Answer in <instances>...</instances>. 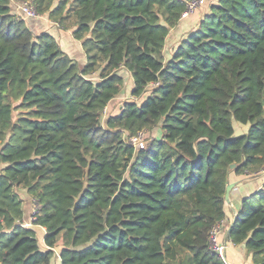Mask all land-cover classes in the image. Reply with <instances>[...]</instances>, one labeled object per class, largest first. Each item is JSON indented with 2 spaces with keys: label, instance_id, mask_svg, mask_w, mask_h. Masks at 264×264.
I'll list each match as a JSON object with an SVG mask.
<instances>
[{
  "label": "trees",
  "instance_id": "16d2710c",
  "mask_svg": "<svg viewBox=\"0 0 264 264\" xmlns=\"http://www.w3.org/2000/svg\"><path fill=\"white\" fill-rule=\"evenodd\" d=\"M188 1L32 0L81 43L79 66L0 0V264H51L55 248L60 264H225L209 238L228 177L264 169V0H218L169 55ZM121 71L147 96L103 127ZM22 190L47 250L21 226ZM241 209L226 239L264 264V189Z\"/></svg>",
  "mask_w": 264,
  "mask_h": 264
},
{
  "label": "crops",
  "instance_id": "0c3cea01",
  "mask_svg": "<svg viewBox=\"0 0 264 264\" xmlns=\"http://www.w3.org/2000/svg\"><path fill=\"white\" fill-rule=\"evenodd\" d=\"M18 3H19L18 0H11L10 2L11 12L14 14L16 12V6ZM42 18L43 19L40 18L38 20L27 21L26 24L28 27L31 26V28L34 29L35 31L48 33L51 36H53L58 42L59 46L62 48V50L65 51L66 53L67 51L63 49L64 45H66L65 46L66 48H73L74 46L75 53H78L76 46L77 45L80 46L81 44L78 43L79 41H76L72 38L71 31H63L56 27L54 28L55 25H53V23L50 22L46 16ZM170 35L171 34L168 35V39ZM175 48L176 47L171 48V43L169 44L166 40V44L164 46V52L171 50L170 52L172 53L175 50ZM80 49H81L80 53L82 56L79 55L80 57L78 61H80L83 65L85 63V57L82 48ZM71 59L75 60V57L74 58L71 57ZM228 184H234L235 186V187L233 186V188L231 189V193L229 194V198L231 200L229 201L231 202L232 205V211L229 210L230 209L229 207L228 208L226 206L224 207L225 219L220 224L221 234L219 236L220 238L219 240L223 243H226V248H228L227 249L228 258H231V261H228L230 264H252L251 257L250 255L247 254L244 246L243 245L234 246L226 239V237H227L228 229L231 227V225L234 224L235 219L239 216L242 210L241 202L244 199L250 197L252 194L258 192L259 190L264 189V169L259 175H257L256 177L254 176V178L252 179L248 178V176L246 175L236 176L232 173L228 177ZM20 192L22 193V191ZM22 200H23V207L25 210L22 221H28L30 216L29 210H30L31 199L27 195H25V198H23ZM29 229L34 230L41 250H47L48 248L44 245L43 242L45 229L34 225H32L31 228ZM52 251L54 252V256L50 263L60 264V258H59L60 248L52 249Z\"/></svg>",
  "mask_w": 264,
  "mask_h": 264
},
{
  "label": "rangeland",
  "instance_id": "374dc122",
  "mask_svg": "<svg viewBox=\"0 0 264 264\" xmlns=\"http://www.w3.org/2000/svg\"><path fill=\"white\" fill-rule=\"evenodd\" d=\"M18 2L20 3L21 1L18 0ZM218 3V0H206L205 3L203 4L202 7H200L199 9H197L196 11L192 12L191 14L187 15V16H183L181 18V20L179 21L178 25L171 29L170 33L171 34L169 36V39L167 37V42L170 44L171 43V48L177 47V45L179 43H181L182 40L186 39L188 37V35L192 32H195L198 28H199V23L201 22V20L203 19V17L205 15H207L210 12V8L213 5H216ZM41 16V19H43ZM45 20V18H44ZM30 21V20H29ZM36 22V21H35ZM32 34L34 36L41 34L42 32H38L35 31L34 29L31 28V26L29 27ZM55 28V27H54ZM57 28V27H56ZM168 34V35H169ZM175 34V36H174ZM79 44H81L80 42H78ZM77 44V43H75ZM66 45L63 46V49H65L67 51V55L71 58V57H75V62L79 65L82 66V63L80 61H78L79 57L82 56L80 51H81V45H77V52L75 53V47L73 46V48H66ZM79 46V47H78ZM169 50V49H168ZM171 50L167 51V53L169 55H171ZM80 55V56H79ZM167 58V56H166ZM120 75L123 77L124 80V86L121 90V92L119 93V95H117L105 108L101 118H100V124L104 127L105 124V120L109 117V116H115L118 115L122 106L127 103V102H134L136 104H140L143 99L147 96V93L142 97V98H134L130 93L131 88H132V80L130 75L126 72V71H121ZM91 80H94L93 77L90 78ZM151 85L147 87V92H149V90L151 89ZM232 125H233V129H234V136L238 137L242 134H244L247 129L248 126L247 125H242L234 120H232ZM160 138V131L158 130V127L154 128L151 132H147V131H143L139 134V138L138 141H140L144 148L151 143L152 141H154L155 139ZM138 147V146H137ZM260 174V173H259ZM258 174V175H259ZM257 176V175H256ZM255 176V177H256ZM248 178L252 179L254 178V176L249 177ZM235 187V186H234ZM231 193V192H230ZM22 195V198H25V192L24 190H22V193L20 194ZM230 200V198H229ZM231 201V200H230ZM252 203H255V201H251ZM227 208L229 207L232 211V205L231 202H229V204H224ZM24 208V207H23ZM242 218H240L241 220ZM220 232H219V236H220ZM220 239V238H219ZM226 244V243H225ZM228 248H226V251L224 253L223 256V262L225 264H230L228 261H231V258H228Z\"/></svg>",
  "mask_w": 264,
  "mask_h": 264
},
{
  "label": "built area",
  "instance_id": "2783aa9c",
  "mask_svg": "<svg viewBox=\"0 0 264 264\" xmlns=\"http://www.w3.org/2000/svg\"><path fill=\"white\" fill-rule=\"evenodd\" d=\"M21 1V0H20ZM204 3V0H190L186 3V11L183 13L182 17L187 16L194 12L196 9L200 8ZM15 15L18 19L23 20L25 22L29 20H36L39 19L40 16L36 13V10L32 4V0H24L17 4ZM55 27H57L56 24ZM139 135L132 139L131 144L133 147L140 149L144 148L143 144L138 141ZM138 146V147H137ZM39 210V204L37 200L32 199L30 201V216L28 221H22V227L24 228H31L33 225V221ZM219 232H220V224L216 225L210 233L209 243L210 249L215 252L220 259L223 260L224 253L226 251V244L219 240Z\"/></svg>",
  "mask_w": 264,
  "mask_h": 264
},
{
  "label": "water",
  "instance_id": "95a60500",
  "mask_svg": "<svg viewBox=\"0 0 264 264\" xmlns=\"http://www.w3.org/2000/svg\"><path fill=\"white\" fill-rule=\"evenodd\" d=\"M234 167V165H232L231 166V168H233ZM233 186H234V184H227V186H226V190H225V196H224V200H225V203L226 204H229V194H230V192H231V189L233 188ZM239 217H237L236 219H235V221H234V224L237 222V219H238Z\"/></svg>",
  "mask_w": 264,
  "mask_h": 264
}]
</instances>
